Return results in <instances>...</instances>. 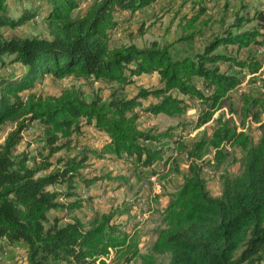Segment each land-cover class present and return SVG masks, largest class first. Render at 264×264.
I'll return each instance as SVG.
<instances>
[{
	"label": "trees",
	"instance_id": "obj_1",
	"mask_svg": "<svg viewBox=\"0 0 264 264\" xmlns=\"http://www.w3.org/2000/svg\"><path fill=\"white\" fill-rule=\"evenodd\" d=\"M37 1V7H46L41 15L48 37L4 35L3 29L18 27L40 12L36 7L26 8L14 18L7 0H0V64L4 67L19 62L23 66L17 73L0 74V128L7 121L17 122L0 146V241L2 250L7 247L11 251L8 256L0 253V264H6V258L18 250L28 264H85L97 260L105 264L106 258L114 264H264V124L256 141L240 129L247 121H260L264 115V78L259 95L241 94L239 123L232 116L225 117L223 111L213 118L230 91L242 82L238 74L222 70L219 63L229 62L239 68L238 73L247 70L251 74L262 66L257 58L242 60L218 48L232 45L241 49L258 43L259 32L242 31L243 18L237 17L233 24L240 30L227 28L206 42L202 52L175 59L169 44L110 45L112 32L123 23L120 12H135L157 0H89L76 16L73 14L81 0ZM200 9L185 27H193L204 13V6ZM153 72L159 75L160 85L140 88L131 98L106 100L96 95L88 100L78 87L65 88L58 95L34 91L47 76L73 75L126 85L136 76ZM149 95L159 100L143 106L138 98ZM188 100H198L204 107L194 127L213 119L214 129L208 137L202 135L187 143L175 139L177 148L185 153L187 172L181 186L171 194L162 212L163 226L156 229V238L147 251L139 248L135 232L114 221L120 210L103 213L91 224L75 218L46 227L48 211L62 205L57 201L58 192L49 187L78 175L87 155L68 158L54 172L38 176V170L28 164V152L16 153L24 129L34 121L41 122L42 140L54 152L61 148L60 139L68 142L86 125H92L110 137L105 153L131 159L135 165L160 175L154 165L169 161L162 139H173L174 128L142 130L136 109L179 116L191 108ZM229 108L234 112L231 103ZM152 141L154 145L147 144ZM228 146L244 151L243 167L235 176L221 173L222 190L214 196L203 170L211 159L218 164L224 162ZM211 151L213 157L206 160ZM49 166L48 162L44 167ZM73 206L79 204L74 202ZM121 211L124 214L127 210Z\"/></svg>",
	"mask_w": 264,
	"mask_h": 264
},
{
	"label": "rangeland",
	"instance_id": "obj_2",
	"mask_svg": "<svg viewBox=\"0 0 264 264\" xmlns=\"http://www.w3.org/2000/svg\"><path fill=\"white\" fill-rule=\"evenodd\" d=\"M199 2V3H198ZM89 0H81V5L74 16L81 13ZM9 14L16 18L26 8H39L40 14L18 27L3 29L6 36L20 37H48L46 23L41 13L46 11L45 5H39L37 0H7ZM204 6V13L194 23L193 27H185L187 20L200 12ZM119 17L123 20L122 26L111 34L110 45L134 43L139 47L156 42L160 45L169 44L170 54L175 59L184 56H194L202 52L206 42L215 35L222 34L227 28L233 30H256L259 32L258 43H251L239 49L237 46H221L218 51L234 54L239 59L245 60L250 57L257 58L262 63L258 72L251 74L247 70L238 73L239 68L231 66L229 62H220L222 70L232 74H238L242 82L229 93L228 99L222 108L215 112L216 118L223 111L225 117L232 116L239 123V108L241 105V94L251 93L259 95L264 78V0H157L150 6L130 12H120ZM237 17H242L240 27L233 23ZM236 27V28H235ZM187 37V38H186ZM23 68L17 62L2 66L0 74L17 73ZM200 87L202 83L198 81ZM160 85L159 75L156 72L142 74L135 77L133 83L121 85L115 81L93 80L73 75L63 78L47 76L36 84L34 91L42 94L58 95L65 88L78 87L88 100L100 95L106 100L120 98H131L138 94L140 88H152ZM24 91L23 94H27ZM143 106L155 103L159 100L153 95L139 97ZM191 108L185 114L179 116L166 113H147L141 108L136 111L140 113L139 127L142 130L161 132L169 127L174 138H164L166 142L167 163L156 162L154 169L160 171V175L153 173L150 168L142 167L132 163L131 159L116 158L104 152V146L110 137L105 131L97 130L92 125H86L81 134H75L70 141L60 139L58 146L61 148L52 151L46 145L43 138L44 126L39 121H34L28 129L21 132V139L16 145V153L27 151L29 154L28 164L38 170V176L54 172L61 167L64 160L71 157L87 155L84 167L74 175L62 182L51 185V190L58 192L57 201L62 205L51 208L45 221L46 227L54 224L61 225L79 218L86 224H91L94 219L103 213L115 210H127L122 214L116 213L114 221L123 227L135 232L139 239V248L147 251L156 238V229L163 226L162 212L168 204L171 194L183 183L187 172L188 163L185 161V153L177 148L175 139H182L183 143L207 137L214 129V120L211 119L205 125L195 128L197 115L203 107L198 100H188ZM230 103L234 112H230ZM204 108V107H203ZM264 124V115L260 121H247L240 129L249 133L253 140H258L261 126ZM17 127L16 121H7L0 128V146L5 143L9 134ZM147 144L154 145L155 142ZM227 158L221 164L213 161V151L206 160L211 159L207 165L212 168V175L204 174L211 194L218 196L222 185L220 174L227 173L229 176L239 174L243 167L245 153L240 147H226ZM49 162L50 166H44ZM100 178V179H95ZM74 202L79 206H73ZM3 242L0 241V253L8 256L10 249L2 250ZM16 251V250H15ZM15 256V257H14ZM6 264H28L22 250L16 251L13 256L6 258ZM105 264H114L110 258L105 259ZM85 264H103L100 260ZM132 264H137L132 263Z\"/></svg>",
	"mask_w": 264,
	"mask_h": 264
},
{
	"label": "built area",
	"instance_id": "obj_3",
	"mask_svg": "<svg viewBox=\"0 0 264 264\" xmlns=\"http://www.w3.org/2000/svg\"><path fill=\"white\" fill-rule=\"evenodd\" d=\"M203 172H204V174H207V175H209V174L212 175V173H214L212 171V168L209 166H205Z\"/></svg>",
	"mask_w": 264,
	"mask_h": 264
}]
</instances>
